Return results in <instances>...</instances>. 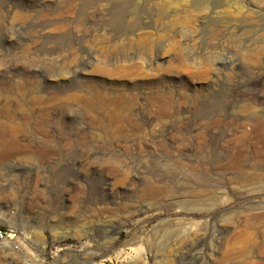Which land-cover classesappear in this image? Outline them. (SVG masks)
<instances>
[{
    "label": "rangeland",
    "instance_id": "rangeland-1",
    "mask_svg": "<svg viewBox=\"0 0 264 264\" xmlns=\"http://www.w3.org/2000/svg\"><path fill=\"white\" fill-rule=\"evenodd\" d=\"M0 230V264H264V0H0Z\"/></svg>",
    "mask_w": 264,
    "mask_h": 264
},
{
    "label": "built area",
    "instance_id": "built-area-1",
    "mask_svg": "<svg viewBox=\"0 0 264 264\" xmlns=\"http://www.w3.org/2000/svg\"><path fill=\"white\" fill-rule=\"evenodd\" d=\"M12 233V231H11ZM9 234L7 233V231H3V230H0V241L1 242H6L9 240Z\"/></svg>",
    "mask_w": 264,
    "mask_h": 264
},
{
    "label": "bare ground",
    "instance_id": "bare-ground-1",
    "mask_svg": "<svg viewBox=\"0 0 264 264\" xmlns=\"http://www.w3.org/2000/svg\"><path fill=\"white\" fill-rule=\"evenodd\" d=\"M256 82H257V81H256ZM256 92H257V91H256ZM246 94H247V93H246ZM246 94H245V95H246ZM255 98H256L257 100H261V97H260V95H255ZM255 126H256V125H255ZM246 240H248V239H246ZM9 245H11V246H14V245H13V243H12V242H10V241H9ZM16 248H18V249H19V247H16ZM3 253H4V252H3ZM140 261H141V260H140ZM141 263H142V262H141Z\"/></svg>",
    "mask_w": 264,
    "mask_h": 264
}]
</instances>
